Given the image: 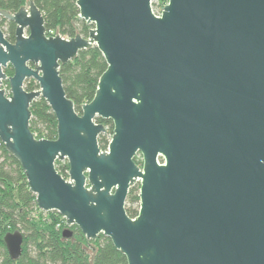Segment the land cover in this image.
<instances>
[{"label":"water","instance_id":"water-1","mask_svg":"<svg viewBox=\"0 0 264 264\" xmlns=\"http://www.w3.org/2000/svg\"><path fill=\"white\" fill-rule=\"evenodd\" d=\"M76 5L92 25L86 37L48 36L33 0L0 8L15 23L13 43L0 26V85H9L8 94L0 87V142L37 207L65 219L63 238L73 225L87 240L108 237L127 264H264V0H167L160 15L151 0ZM93 45L106 69L77 112L59 69ZM29 79L38 89L24 88ZM39 97L56 118L55 139L29 128ZM97 117L114 125L107 150ZM138 179L130 217L125 200ZM23 241L18 230L3 236L12 260Z\"/></svg>","mask_w":264,"mask_h":264},{"label":"trees","instance_id":"trees-1","mask_svg":"<svg viewBox=\"0 0 264 264\" xmlns=\"http://www.w3.org/2000/svg\"><path fill=\"white\" fill-rule=\"evenodd\" d=\"M44 18L48 35L72 38L76 35L86 37L92 25L78 18L76 0H33ZM26 0H0V8L10 12L17 11ZM167 0H159L163 6ZM7 40L13 39V27L1 22ZM106 69V62L95 45L79 51L71 61L60 65V76L66 96L73 100L74 107L80 112V105L89 102L95 93L100 75ZM7 76L13 74L10 65L5 68ZM8 90V80L6 81ZM28 91L38 89L32 80L24 82ZM29 128L36 138L55 139L57 121L41 97L30 105ZM100 122L99 117L95 118ZM104 124L107 121H103ZM104 137L99 140L105 147ZM56 170L67 178L68 163L55 162ZM139 187H131L126 198V213L135 217L139 209ZM66 227L65 219L56 211L46 212L43 216L36 204L35 195L29 191L23 170L18 161L9 154L0 142V264H127L126 258L116 250L110 239L102 234L96 240H87L77 226L72 227L70 238L62 237ZM18 230L24 236L22 253L12 260L3 243L7 232Z\"/></svg>","mask_w":264,"mask_h":264},{"label":"flooded vegetation","instance_id":"flooded-vegetation-1","mask_svg":"<svg viewBox=\"0 0 264 264\" xmlns=\"http://www.w3.org/2000/svg\"><path fill=\"white\" fill-rule=\"evenodd\" d=\"M1 22L4 23V25H7L9 28L13 27V39L9 42L13 43L14 42V39H15V23L14 22H11L9 20H6V19H3V18H0V26L2 27L1 25ZM28 33V30L26 29L25 30V34ZM49 36V35H48ZM101 119V118H100ZM103 121H107L106 124L103 123ZM97 123H101L104 125L105 127V131L100 133L98 135V145L100 147V149L102 150H107L108 149V145L109 143L111 142L112 140V136H113V128H114V125H113V122L109 119H101L100 122H97ZM189 134H201V133H198V132H193L191 131ZM104 137L105 140H106V143H105V147H101L100 144H99V140H101V138ZM132 161L135 163V165L141 170L142 169V166H143V155L142 153L137 150L133 157H132ZM156 161L160 164V163H163L164 160H163V157L160 155V154H157L156 156ZM134 186H140V180L138 179L135 184L133 185ZM127 198V197H126ZM126 201V200H125ZM136 216V215H135Z\"/></svg>","mask_w":264,"mask_h":264},{"label":"rangeland","instance_id":"rangeland-1","mask_svg":"<svg viewBox=\"0 0 264 264\" xmlns=\"http://www.w3.org/2000/svg\"><path fill=\"white\" fill-rule=\"evenodd\" d=\"M27 1V0H26ZM158 2H159V0H151V6H152V10L154 11V12H158V11H160V8L162 7L161 5H158ZM7 68V67H6ZM5 69V68H4ZM3 69V70H4ZM6 81H7V79L6 80H3V82H2V84L0 85V87L1 88H4L5 90H6V94H8V90H7V88H6ZM9 88V87H8ZM61 162V164H64L65 162H67L66 160H61L60 161ZM127 205H126V203H125V207H126ZM46 214V212H44L43 211V216ZM65 228V226L63 227V229ZM62 229V230H63ZM70 229H72V227H70Z\"/></svg>","mask_w":264,"mask_h":264},{"label":"built area","instance_id":"built-area-1","mask_svg":"<svg viewBox=\"0 0 264 264\" xmlns=\"http://www.w3.org/2000/svg\"><path fill=\"white\" fill-rule=\"evenodd\" d=\"M161 9H162V7L160 8V11H158L157 13L154 12V11H153V12H154L156 15H160ZM46 34H47V33H46ZM49 34H50L49 36H53V35H55L52 31H50ZM47 35H48V34H47Z\"/></svg>","mask_w":264,"mask_h":264}]
</instances>
